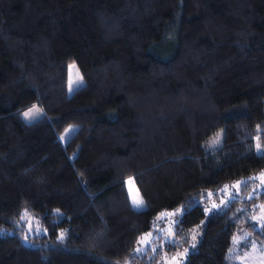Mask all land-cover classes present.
<instances>
[{"label": "trees", "instance_id": "trees-1", "mask_svg": "<svg viewBox=\"0 0 264 264\" xmlns=\"http://www.w3.org/2000/svg\"><path fill=\"white\" fill-rule=\"evenodd\" d=\"M263 143L264 0H0V264H239Z\"/></svg>", "mask_w": 264, "mask_h": 264}, {"label": "rangeland", "instance_id": "rangeland-1", "mask_svg": "<svg viewBox=\"0 0 264 264\" xmlns=\"http://www.w3.org/2000/svg\"><path fill=\"white\" fill-rule=\"evenodd\" d=\"M83 82L81 74L74 61H69L66 65V92L70 93L75 87ZM70 86L72 90L70 91ZM33 111V115L25 117L24 113ZM42 114V109L37 104H31L20 110V117L24 121H30ZM230 128L229 122L226 125ZM76 128V124H68L63 130V137H67ZM227 129V130H228ZM257 150H264V143L256 147ZM256 186V190L264 189V177H260ZM125 189L130 204L133 207L140 208L144 206V201L135 185L134 181L130 178L124 180ZM254 203L255 207L249 211L247 220L245 219L239 229L233 234L231 238L230 254L233 260L239 264H264V245L260 242V237L264 234V199L258 200ZM140 200L142 204L136 206L134 201ZM165 211H161L157 216H161ZM24 231L26 234H42L43 227L38 223L29 212L25 210L19 216ZM144 246V242L141 243ZM142 248L139 246V250ZM187 247H181L175 252L163 254L159 264H183V258L187 253Z\"/></svg>", "mask_w": 264, "mask_h": 264}, {"label": "snow or ice", "instance_id": "snow-or-ice-1", "mask_svg": "<svg viewBox=\"0 0 264 264\" xmlns=\"http://www.w3.org/2000/svg\"><path fill=\"white\" fill-rule=\"evenodd\" d=\"M71 90H72V88H71V86H70V91H71ZM24 115H25V117H29V116L33 115V111L30 109L29 112L24 113ZM134 204H135L136 206H140V205L142 204V201H140V200H136V201H134ZM137 251H139V249H138Z\"/></svg>", "mask_w": 264, "mask_h": 264}]
</instances>
